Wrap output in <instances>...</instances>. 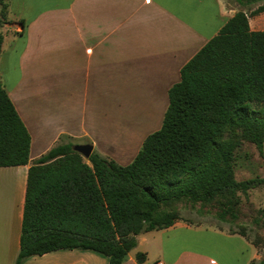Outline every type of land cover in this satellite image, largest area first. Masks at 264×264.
Instances as JSON below:
<instances>
[{
	"label": "crops",
	"instance_id": "0c3cea01",
	"mask_svg": "<svg viewBox=\"0 0 264 264\" xmlns=\"http://www.w3.org/2000/svg\"><path fill=\"white\" fill-rule=\"evenodd\" d=\"M0 80L30 136L29 163L0 166V264H16L30 164L61 135L121 165L158 130L180 69L238 9L264 31V1L7 0ZM255 5V6H253ZM187 218L137 236L122 264H249L261 255L237 230ZM199 224V223H198ZM198 235V236H193ZM136 252H144L139 263ZM21 264H108L92 251L56 250Z\"/></svg>",
	"mask_w": 264,
	"mask_h": 264
},
{
	"label": "trees",
	"instance_id": "16d2710c",
	"mask_svg": "<svg viewBox=\"0 0 264 264\" xmlns=\"http://www.w3.org/2000/svg\"><path fill=\"white\" fill-rule=\"evenodd\" d=\"M261 1L235 0L243 7ZM262 11L264 3L252 13ZM8 12V1L0 0V27ZM2 41L0 31V53ZM168 97L161 127L127 165L94 149L84 159L68 135L32 161L16 264L73 249L122 264L139 234L182 219L179 203L219 201V219L237 218L240 194L264 186V177L237 180L234 170L239 138L264 157V31L251 30L248 14L238 9L182 66ZM30 144L0 80V166L28 164ZM253 223L264 228V208ZM237 232L259 250L261 238L247 237L244 226ZM135 257L146 260L144 252ZM249 264H264V255Z\"/></svg>",
	"mask_w": 264,
	"mask_h": 264
},
{
	"label": "rangeland",
	"instance_id": "374dc122",
	"mask_svg": "<svg viewBox=\"0 0 264 264\" xmlns=\"http://www.w3.org/2000/svg\"><path fill=\"white\" fill-rule=\"evenodd\" d=\"M7 1V0H6ZM229 5L241 8L235 0H226ZM255 6V5H253ZM243 7V6H242ZM11 21L7 15V21L0 27V31L8 28ZM239 146L235 151L234 170L237 180L249 179L252 177H264V157L249 140L239 138ZM240 203L237 206V218L230 220V217L221 220L218 217L220 211L219 201L207 204H196L193 208L186 203H179L177 207L182 218H187L193 227L200 225L203 228L208 224H215L230 230H239L241 226L246 228L247 237L255 239L261 238L259 245L260 255H264V228L255 225L253 219L261 214L264 208V186H259L248 191L246 195L240 194ZM199 223V224H198ZM193 236H198L194 235Z\"/></svg>",
	"mask_w": 264,
	"mask_h": 264
},
{
	"label": "water",
	"instance_id": "95a60500",
	"mask_svg": "<svg viewBox=\"0 0 264 264\" xmlns=\"http://www.w3.org/2000/svg\"><path fill=\"white\" fill-rule=\"evenodd\" d=\"M73 150L80 153L84 159H88L93 151V146L89 143H77L73 146Z\"/></svg>",
	"mask_w": 264,
	"mask_h": 264
},
{
	"label": "built area",
	"instance_id": "2783aa9c",
	"mask_svg": "<svg viewBox=\"0 0 264 264\" xmlns=\"http://www.w3.org/2000/svg\"><path fill=\"white\" fill-rule=\"evenodd\" d=\"M155 264H164L163 262H157V263H155Z\"/></svg>",
	"mask_w": 264,
	"mask_h": 264
}]
</instances>
